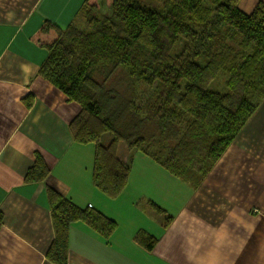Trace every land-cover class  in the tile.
Wrapping results in <instances>:
<instances>
[{"label":"trees","instance_id":"16d2710c","mask_svg":"<svg viewBox=\"0 0 264 264\" xmlns=\"http://www.w3.org/2000/svg\"><path fill=\"white\" fill-rule=\"evenodd\" d=\"M240 1L111 0L101 13L84 0L64 27L48 23L55 36L38 75L79 106L71 139L94 145L92 184L104 196L116 199L124 190L136 152L199 186L251 118L264 99V3L244 12ZM49 172L36 153L24 180L42 182ZM45 193L51 263L66 264L71 223L105 239L115 231L93 208L51 186ZM133 241L148 251L156 243L142 230Z\"/></svg>","mask_w":264,"mask_h":264},{"label":"crops","instance_id":"0c3cea01","mask_svg":"<svg viewBox=\"0 0 264 264\" xmlns=\"http://www.w3.org/2000/svg\"><path fill=\"white\" fill-rule=\"evenodd\" d=\"M83 1L0 0V264H53L46 258L54 237L46 186L117 225L105 239L71 223L66 264H264L262 115L245 126L261 130L256 151L238 144L239 133L195 188L139 152L116 199L93 186L94 145L73 142L69 131L79 106L38 75L55 36L48 23L64 27ZM258 2L239 6L249 12ZM36 153L50 172L28 183ZM141 230L156 239L150 251L133 241Z\"/></svg>","mask_w":264,"mask_h":264},{"label":"rangeland","instance_id":"374dc122","mask_svg":"<svg viewBox=\"0 0 264 264\" xmlns=\"http://www.w3.org/2000/svg\"><path fill=\"white\" fill-rule=\"evenodd\" d=\"M67 0H64V3L66 4ZM74 3V0H71ZM111 0H88V3L90 5H94V6H98V8H100L101 13H108L109 12V3ZM60 4V2H58ZM54 6V4H53ZM57 12H59L58 9H56L55 7H53ZM68 11L63 10L64 14H67ZM75 17V16H74ZM73 17V19H74ZM79 18V16H77L76 20ZM72 19V20H73ZM71 20V21H72ZM70 21V22H71ZM79 21V20H78ZM53 40V39H52ZM263 107V108H262ZM256 115H262L261 119L264 118V99L262 100V102L259 104V106L257 107V109L255 110V112L253 113V115L251 116V118L248 120L250 121L251 119H254L253 117ZM259 118V117H257ZM247 121V123H248ZM246 123V124H247ZM245 124V126H246ZM254 124L252 123L251 126L245 130V126L243 127V129L239 132L240 136H242V138L240 140H238V144H242L244 145L246 148L250 149V150H255L257 149V145H258V141L255 139H258L260 142L262 140V136H260V131H254ZM247 127V126H246ZM245 133L244 135L242 133ZM109 140V136L105 135V137L102 140V143L105 144L107 141ZM229 147V146H228ZM227 147V148H228ZM239 151H235V153H238ZM133 156V155H132ZM264 156V155H263ZM203 181V180H202ZM201 181V182H202ZM201 184V183H200ZM199 184V185H200ZM156 213V212H155Z\"/></svg>","mask_w":264,"mask_h":264}]
</instances>
